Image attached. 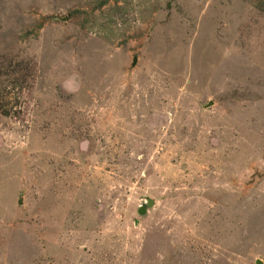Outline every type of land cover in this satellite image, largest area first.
Here are the masks:
<instances>
[{
  "label": "rangeland",
  "instance_id": "obj_1",
  "mask_svg": "<svg viewBox=\"0 0 264 264\" xmlns=\"http://www.w3.org/2000/svg\"><path fill=\"white\" fill-rule=\"evenodd\" d=\"M257 260L264 0H0V264Z\"/></svg>",
  "mask_w": 264,
  "mask_h": 264
},
{
  "label": "water",
  "instance_id": "obj_2",
  "mask_svg": "<svg viewBox=\"0 0 264 264\" xmlns=\"http://www.w3.org/2000/svg\"><path fill=\"white\" fill-rule=\"evenodd\" d=\"M135 62H136V59L134 58L133 59V65L135 64ZM213 104V102H208L205 106H204V108H207V107H209L210 105H212ZM154 205V201H152V200H150V199H147V203H146V206H140L139 208H138V214L139 215H143L144 213H145V210H146V207L147 208H151L152 206ZM255 264H260V261H256L255 262Z\"/></svg>",
  "mask_w": 264,
  "mask_h": 264
}]
</instances>
